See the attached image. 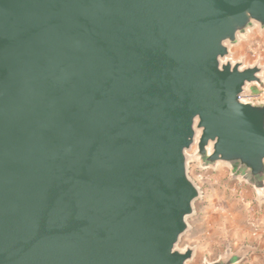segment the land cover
I'll return each mask as SVG.
<instances>
[{"label": "water", "instance_id": "water-1", "mask_svg": "<svg viewBox=\"0 0 264 264\" xmlns=\"http://www.w3.org/2000/svg\"><path fill=\"white\" fill-rule=\"evenodd\" d=\"M254 26L264 0H0V264L190 262V159L264 203Z\"/></svg>", "mask_w": 264, "mask_h": 264}, {"label": "rangeland", "instance_id": "rangeland-1", "mask_svg": "<svg viewBox=\"0 0 264 264\" xmlns=\"http://www.w3.org/2000/svg\"><path fill=\"white\" fill-rule=\"evenodd\" d=\"M230 52L233 62L264 68V30L254 26ZM263 89L250 86L247 99L260 102ZM187 167L201 198L194 202V214L187 219L189 229L177 246L194 248V257L186 264H203L235 253L240 255L236 264H264V203L257 202L248 184L232 178L227 166L201 170L190 159Z\"/></svg>", "mask_w": 264, "mask_h": 264}, {"label": "built area", "instance_id": "built-area-1", "mask_svg": "<svg viewBox=\"0 0 264 264\" xmlns=\"http://www.w3.org/2000/svg\"><path fill=\"white\" fill-rule=\"evenodd\" d=\"M258 97H260V98L262 97V99L264 98V89L262 90V93Z\"/></svg>", "mask_w": 264, "mask_h": 264}]
</instances>
